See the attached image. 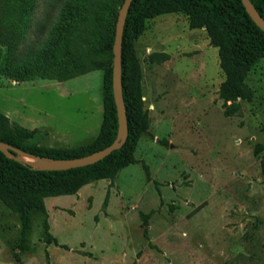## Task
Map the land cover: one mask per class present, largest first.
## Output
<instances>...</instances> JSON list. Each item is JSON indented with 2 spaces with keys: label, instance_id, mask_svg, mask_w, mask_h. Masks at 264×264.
I'll return each instance as SVG.
<instances>
[{
  "label": "rangeland",
  "instance_id": "obj_1",
  "mask_svg": "<svg viewBox=\"0 0 264 264\" xmlns=\"http://www.w3.org/2000/svg\"><path fill=\"white\" fill-rule=\"evenodd\" d=\"M69 1L0 0V25L17 31L16 61L35 58ZM117 19L110 16L111 30ZM136 49L150 119L138 162L113 180L47 197L20 261L21 222L0 199V264H264V150L255 152L264 147V58L247 77L254 98L228 116L219 49L186 13L147 19ZM104 81L100 69L65 80L0 74V111L46 130L47 146L77 147L99 134ZM150 212L145 223L142 213ZM46 217L60 245L44 241Z\"/></svg>",
  "mask_w": 264,
  "mask_h": 264
},
{
  "label": "trees",
  "instance_id": "obj_2",
  "mask_svg": "<svg viewBox=\"0 0 264 264\" xmlns=\"http://www.w3.org/2000/svg\"><path fill=\"white\" fill-rule=\"evenodd\" d=\"M264 18V0H251ZM124 0H70L65 16L52 38L42 43L34 59L16 61L14 49L17 31L0 25V74L16 81L37 78L65 80L94 70H104V112L98 136L87 144L73 148L43 144L47 131L28 129L13 122L0 111V141L38 158L59 160L89 156L112 144L119 133V116L114 96L115 23L109 18L119 15ZM184 12L192 28H205L211 43L218 47L225 80L219 89L224 113L241 112L242 101H251L254 90L247 77L254 64L264 58V30L253 20L242 0H132L127 15L122 44V81L128 136L123 145L95 163L65 169H44L8 156L0 149V199L19 216L20 253L28 249L34 212H47L45 199L50 196L76 194L83 186L101 179L113 180L125 167L138 162L137 143L149 131L150 119L143 100L142 68L136 41L146 29L147 19L162 14ZM264 150L257 145L255 152ZM145 173L150 168L142 161ZM264 180V153L260 157ZM150 213H142L145 223ZM44 241L60 245L50 231L47 217L43 226ZM147 233V230H145ZM68 248L67 245H61ZM140 254V253H139Z\"/></svg>",
  "mask_w": 264,
  "mask_h": 264
},
{
  "label": "water",
  "instance_id": "obj_3",
  "mask_svg": "<svg viewBox=\"0 0 264 264\" xmlns=\"http://www.w3.org/2000/svg\"><path fill=\"white\" fill-rule=\"evenodd\" d=\"M132 0H124L117 19L116 23V33H115V40H114V96L116 99V104L118 108V116H119V133L116 140L96 151L95 153L85 156V157H78V158H71V159H59V160H49L38 158L28 153H25L22 150L15 148V150L19 153V155H12L8 148H12L11 145L0 141V149L4 150L8 156L15 157L17 159H22V155L29 156L35 159H39L43 162L42 165L36 166L44 169H65V168H72V167H80L85 166L88 164L95 163L96 161L100 160L101 158L109 155L115 149L120 148L128 136V122H127V114H126V107L125 101L123 96V81H122V44H123V33L124 27L127 19V15L130 9ZM246 10L253 18V20L264 30V18L256 9L255 5L251 0H242ZM25 161V160H24ZM27 162V161H26ZM33 165V164H32Z\"/></svg>",
  "mask_w": 264,
  "mask_h": 264
},
{
  "label": "bare ground",
  "instance_id": "obj_4",
  "mask_svg": "<svg viewBox=\"0 0 264 264\" xmlns=\"http://www.w3.org/2000/svg\"><path fill=\"white\" fill-rule=\"evenodd\" d=\"M22 156H23L22 159H25V161L28 160V161H30V162H33V163L37 164L36 166H39V164L43 163V162H42L41 160H39V159H35V158L29 157V156H25V155H22ZM22 156H21V157H22ZM28 161H27V162H28Z\"/></svg>",
  "mask_w": 264,
  "mask_h": 264
}]
</instances>
